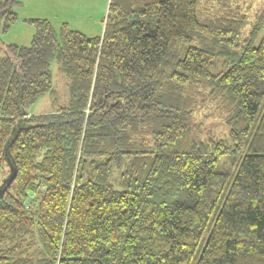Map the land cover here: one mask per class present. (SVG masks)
Instances as JSON below:
<instances>
[{"label":"trees","instance_id":"16d2710c","mask_svg":"<svg viewBox=\"0 0 264 264\" xmlns=\"http://www.w3.org/2000/svg\"><path fill=\"white\" fill-rule=\"evenodd\" d=\"M216 1L109 0L101 36L33 18L29 45L0 39V264H264V12ZM53 62L67 102L30 115Z\"/></svg>","mask_w":264,"mask_h":264},{"label":"rangeland","instance_id":"374dc122","mask_svg":"<svg viewBox=\"0 0 264 264\" xmlns=\"http://www.w3.org/2000/svg\"><path fill=\"white\" fill-rule=\"evenodd\" d=\"M13 11L17 19L13 22L8 31L0 34L1 42L5 44L15 43L17 45H29L33 35V27L27 22L28 19L43 18L51 22L56 32L63 23H67L72 30L79 31L89 37L102 35L106 10L109 0H18ZM204 6L217 7L216 0H200ZM244 6L247 13L249 25H252L255 18L264 12V0H238ZM210 7V8H211ZM249 26L245 28L246 33ZM264 28V25L263 27ZM0 49V56L2 55ZM51 82L54 90V101L48 94L41 96L34 105L28 108L30 115L48 113L56 106L64 105L67 102L66 78L57 70L55 62L51 64ZM211 109L202 108L197 114V121L202 123V136H222L227 128L224 122V115L213 114ZM204 115H208L204 118ZM243 148L238 154L232 157L236 160L243 154ZM233 160L223 159L222 166L229 169Z\"/></svg>","mask_w":264,"mask_h":264},{"label":"water","instance_id":"95a60500","mask_svg":"<svg viewBox=\"0 0 264 264\" xmlns=\"http://www.w3.org/2000/svg\"><path fill=\"white\" fill-rule=\"evenodd\" d=\"M20 113L23 114L24 110L20 108ZM18 126L15 125V127L13 128L12 132H11V136L9 137V139L7 140L4 148H3V155L4 158L6 160L7 166H8V173L7 175L2 179L1 183H0V197L3 195L4 191L8 188V186L10 185V183L13 181V179L16 176V165L15 162L13 161L10 152H9V148H10V144L13 142L15 136H16V132L18 130Z\"/></svg>","mask_w":264,"mask_h":264}]
</instances>
